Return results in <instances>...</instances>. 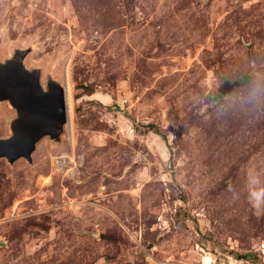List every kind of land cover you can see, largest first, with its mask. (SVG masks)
Masks as SVG:
<instances>
[{"label":"rangeland","instance_id":"rangeland-1","mask_svg":"<svg viewBox=\"0 0 264 264\" xmlns=\"http://www.w3.org/2000/svg\"><path fill=\"white\" fill-rule=\"evenodd\" d=\"M17 50L72 126L0 158V264H264V0H0Z\"/></svg>","mask_w":264,"mask_h":264},{"label":"water","instance_id":"water-1","mask_svg":"<svg viewBox=\"0 0 264 264\" xmlns=\"http://www.w3.org/2000/svg\"><path fill=\"white\" fill-rule=\"evenodd\" d=\"M27 56L28 51L17 50L12 58L0 62V102L8 101L17 112L12 135L0 138V158L11 163L20 158L32 162L38 143L45 137L60 141L70 122L66 79L62 84L49 77L43 84L41 69L26 66ZM240 84L227 81L219 90L227 95Z\"/></svg>","mask_w":264,"mask_h":264},{"label":"bare ground","instance_id":"bare-ground-1","mask_svg":"<svg viewBox=\"0 0 264 264\" xmlns=\"http://www.w3.org/2000/svg\"><path fill=\"white\" fill-rule=\"evenodd\" d=\"M66 82H67V91H68V102H69V108H70V123H71V116H72V110H71V105H72L71 90H72V85H71V82H70V77H69L68 70H67V73H66ZM71 126H72V123H71L70 127ZM71 130H72V128H71ZM208 259H210V258H208Z\"/></svg>","mask_w":264,"mask_h":264}]
</instances>
